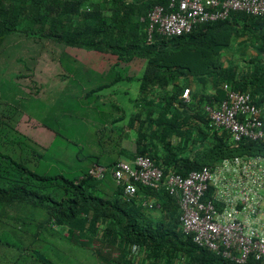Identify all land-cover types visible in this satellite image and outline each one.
Segmentation results:
<instances>
[{
    "label": "trees",
    "instance_id": "obj_1",
    "mask_svg": "<svg viewBox=\"0 0 264 264\" xmlns=\"http://www.w3.org/2000/svg\"><path fill=\"white\" fill-rule=\"evenodd\" d=\"M166 4L167 0H0V56L16 35L34 45L115 57L114 66L143 61L139 78L115 72L109 84L82 94L98 114L96 150L83 156L90 167L71 178L34 170L45 159L44 148L19 128L23 120H32L18 106L0 100V250L11 254L8 264H55L37 245L52 238L82 255L79 264L87 253L93 264H231L199 248L181 231L177 198L163 187L137 185L136 197L127 200L112 179L118 162L130 163L137 156L149 157L164 179L213 167L223 159L264 157V141L233 142L229 133L210 126L204 112L205 106L225 97L226 86L249 93L263 109L264 124L261 59L251 66V61L237 64L226 56L231 42L245 36L262 41L258 51L264 54V18L234 13L228 20L198 25L189 34H154L149 40L147 14ZM63 56L68 57L61 52L60 66ZM69 60L77 62L74 57ZM121 80L138 82L133 111L127 114L115 104L92 105L101 91ZM185 89L187 101L182 98ZM40 126L52 130L43 122ZM129 139L132 148L124 145ZM94 167L105 169L101 179L89 174ZM133 202L139 206L134 208ZM245 264L261 263L251 257Z\"/></svg>",
    "mask_w": 264,
    "mask_h": 264
},
{
    "label": "built area",
    "instance_id": "obj_2",
    "mask_svg": "<svg viewBox=\"0 0 264 264\" xmlns=\"http://www.w3.org/2000/svg\"><path fill=\"white\" fill-rule=\"evenodd\" d=\"M234 13L264 18V0H167L166 6L147 14L148 39L154 34L168 38L189 34L198 25L225 21ZM224 91L218 104L204 108L210 126L229 133L233 142H263L262 108L249 93L226 86ZM188 95L185 89L182 98L187 101ZM104 173L103 167L89 171L97 179ZM112 179L127 200L136 197L137 185L163 187L177 198L181 231L196 246L231 264H245L251 257L264 264V157L223 159L213 167L164 179L149 157L137 156L130 163L118 162Z\"/></svg>",
    "mask_w": 264,
    "mask_h": 264
},
{
    "label": "rangeland",
    "instance_id": "obj_3",
    "mask_svg": "<svg viewBox=\"0 0 264 264\" xmlns=\"http://www.w3.org/2000/svg\"><path fill=\"white\" fill-rule=\"evenodd\" d=\"M10 38L11 42L0 56V100L18 106L24 116L31 118V122H26V119L20 122L19 128L24 135L44 148L45 159L34 169L37 173L62 174L70 178L77 176L81 170L90 167L89 161L83 156L96 150L94 129L98 124L97 112L90 108L87 100L81 98L82 94L86 89L109 84L115 72L122 77L139 78L143 61L135 59L114 66L115 57L53 44L34 45L16 35ZM235 46L233 40L229 51L235 53L236 59H241V47L237 50ZM62 51L68 57H62L60 66L58 58ZM251 53L254 55L257 52L251 50ZM69 56L76 58L77 62L70 61ZM226 56L230 58L232 54L229 52ZM71 69L80 71L81 75H75ZM137 94V81L121 80L101 91L99 99L92 105L106 108L115 104L129 114L136 108L131 102ZM152 109L158 112L157 108ZM115 115L120 117V111H115ZM42 122L52 130L40 126ZM132 205L134 208L139 206L137 202ZM52 239L37 245L53 263L79 264L82 255L76 254L77 251L70 252L69 248ZM85 256L82 263H94L88 253ZM11 260L9 252L0 250V264H8Z\"/></svg>",
    "mask_w": 264,
    "mask_h": 264
},
{
    "label": "crops",
    "instance_id": "obj_4",
    "mask_svg": "<svg viewBox=\"0 0 264 264\" xmlns=\"http://www.w3.org/2000/svg\"><path fill=\"white\" fill-rule=\"evenodd\" d=\"M235 44L238 50V48L241 47V59H236L233 52L230 51V53L232 54V57H230V60H234L235 63L237 64H246L248 65V62L251 61V66L253 64H255L257 62L258 59H261V63L260 65L264 66V54L260 53L258 51V48L263 45L262 41L257 40L254 36L253 37H249V36H245L243 38H239L235 41ZM251 50L256 51V54H252ZM236 60H240V62H237ZM263 110V109H262ZM125 146H128L130 148L133 147V142L132 139H129L127 141L124 142Z\"/></svg>",
    "mask_w": 264,
    "mask_h": 264
}]
</instances>
